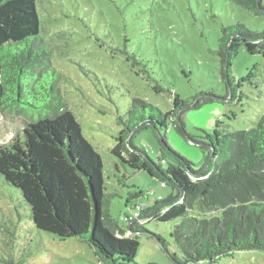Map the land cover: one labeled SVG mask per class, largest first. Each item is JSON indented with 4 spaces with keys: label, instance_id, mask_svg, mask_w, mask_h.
Wrapping results in <instances>:
<instances>
[{
    "label": "trees",
    "instance_id": "obj_1",
    "mask_svg": "<svg viewBox=\"0 0 264 264\" xmlns=\"http://www.w3.org/2000/svg\"><path fill=\"white\" fill-rule=\"evenodd\" d=\"M39 1L0 0V113L29 121L20 135L0 147V176L19 192L33 227L59 239L86 242L104 264H135L137 234L147 233L148 223L171 224L170 238L182 259L171 257L178 264L212 262L234 250L264 252V112L250 128L233 130L220 123L212 135L195 137L186 131V111L218 96L201 94L192 104L174 94L173 107L165 113L132 98L127 118L119 116L122 128L110 153L125 170L146 171L176 195L143 208L141 222L124 215L125 225H119L109 213L116 195L107 192L102 159L61 97L60 74L50 64V49L40 33ZM230 1L255 16L264 15V0ZM262 40L264 29L253 31L239 22L221 27L213 52L221 64L226 97L239 93L240 85L230 76L239 48L260 53ZM169 124L203 150L201 168L169 146ZM147 128L155 131L160 152L165 149L172 161L152 160L144 147L135 145V134ZM141 195L129 192L125 205ZM0 230L10 239L17 237L5 223ZM127 232L133 236H125ZM10 243L0 238V263L21 264L7 256L5 245Z\"/></svg>",
    "mask_w": 264,
    "mask_h": 264
},
{
    "label": "rangeland",
    "instance_id": "obj_2",
    "mask_svg": "<svg viewBox=\"0 0 264 264\" xmlns=\"http://www.w3.org/2000/svg\"><path fill=\"white\" fill-rule=\"evenodd\" d=\"M37 10L50 64L60 74L61 97L102 159L107 192L116 195L109 213L119 225H125L124 215L132 216L128 206L148 209L176 195L146 171L125 170L110 153L122 128L119 116L127 118L132 98L165 113L173 107L174 94L192 104L201 94L218 96L214 102L186 111V131L195 137L212 135L220 123L233 130L250 128L264 112V47L255 54L239 48L230 73L240 85L234 97H226L221 64L213 52L222 26L239 22L261 32L264 15L255 16L230 0H40ZM145 112L148 116L150 109ZM28 122L24 116L0 113V147L20 135ZM165 135L169 146L196 169L203 166L205 154L198 145L177 134L171 124ZM133 141L152 160L172 161L165 149L160 152L152 128L135 134ZM134 190L142 195L126 206L128 193ZM26 206L19 192L0 176V223L13 228L17 236L10 239L0 230V238L12 242L5 245L7 256L12 254L21 264H104L86 242L59 239L35 229ZM145 228L147 233L137 234L135 264H178L171 257L175 254L182 259L170 238L171 224L148 223ZM199 264H264V252L234 250Z\"/></svg>",
    "mask_w": 264,
    "mask_h": 264
},
{
    "label": "built area",
    "instance_id": "obj_3",
    "mask_svg": "<svg viewBox=\"0 0 264 264\" xmlns=\"http://www.w3.org/2000/svg\"><path fill=\"white\" fill-rule=\"evenodd\" d=\"M192 178H194V177H192ZM142 209L143 208L141 206L137 205L135 207V209L132 211V216L130 217V219H132V218H134L136 220L140 219V212H141Z\"/></svg>",
    "mask_w": 264,
    "mask_h": 264
},
{
    "label": "water",
    "instance_id": "obj_4",
    "mask_svg": "<svg viewBox=\"0 0 264 264\" xmlns=\"http://www.w3.org/2000/svg\"><path fill=\"white\" fill-rule=\"evenodd\" d=\"M218 98V97H217Z\"/></svg>",
    "mask_w": 264,
    "mask_h": 264
}]
</instances>
